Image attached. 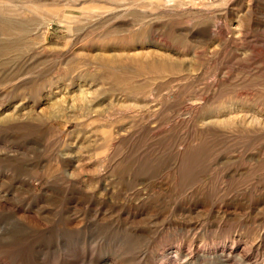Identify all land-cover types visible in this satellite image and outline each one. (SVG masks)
I'll return each instance as SVG.
<instances>
[{
  "label": "rangeland",
  "instance_id": "374dc122",
  "mask_svg": "<svg viewBox=\"0 0 264 264\" xmlns=\"http://www.w3.org/2000/svg\"><path fill=\"white\" fill-rule=\"evenodd\" d=\"M0 264H264V0H0Z\"/></svg>",
  "mask_w": 264,
  "mask_h": 264
}]
</instances>
